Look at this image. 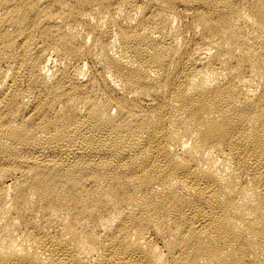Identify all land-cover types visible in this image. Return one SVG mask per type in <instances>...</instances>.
<instances>
[{
  "label": "bare ground",
  "instance_id": "6f19581e",
  "mask_svg": "<svg viewBox=\"0 0 264 264\" xmlns=\"http://www.w3.org/2000/svg\"><path fill=\"white\" fill-rule=\"evenodd\" d=\"M0 264H264V0H0Z\"/></svg>",
  "mask_w": 264,
  "mask_h": 264
}]
</instances>
